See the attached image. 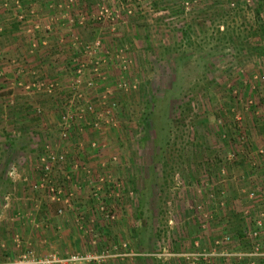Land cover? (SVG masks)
<instances>
[{"label": "rangeland", "instance_id": "obj_1", "mask_svg": "<svg viewBox=\"0 0 264 264\" xmlns=\"http://www.w3.org/2000/svg\"><path fill=\"white\" fill-rule=\"evenodd\" d=\"M55 1L0 0L23 55L56 25L26 20L41 2L75 13L59 77L0 62V264H264V0ZM48 145L79 186L62 214L33 187Z\"/></svg>", "mask_w": 264, "mask_h": 264}, {"label": "crops", "instance_id": "obj_2", "mask_svg": "<svg viewBox=\"0 0 264 264\" xmlns=\"http://www.w3.org/2000/svg\"><path fill=\"white\" fill-rule=\"evenodd\" d=\"M62 1L63 0H59V1L56 0L55 2H62ZM35 3L36 2L34 0L33 5H36ZM41 4L42 5H41V9L39 10V13L34 14V15H30L29 18L26 17V20L28 19L29 22H32V24H30V26H33V21H36L37 23H39L41 25L42 29H45V27L43 25H46V27H48V25H47L48 20L52 21V19L54 20L53 22H55L56 25L52 24L51 25L52 30H50L48 32H46L45 30L40 31V32L35 31L36 42H34V43L31 42V45L34 46L35 44H37L38 47L34 48L32 52L28 51L26 53V55H23L24 47L27 44H25L26 39L22 40V38L18 35V34H21V32H23V31H21V25H19L18 19H15V20L13 19V22H12V24L9 25V28L4 30L0 34V62L4 60L3 57H5V59H8V61H9L8 67H4V69H6L8 71V73H7L8 76H12V74H14L16 72L18 73V71L22 69L21 70V71H23L22 77L24 79L26 77H28V74H30V72H33L34 70L40 71L41 77L43 75L44 76H52V77L58 76L59 77V72H58L59 65L54 63V62H53V64H51V62L48 63V61H50L49 59H51V55L52 54L57 55L60 53L63 55L62 58L66 59V55H70L69 53L73 54V51H71V50L65 52L63 49H66V46H64V44L62 46H60L61 44H59L58 40H59V37H61V35H63V33H64L65 39L67 40L68 38H71V35L75 32V28L70 26V24H69L70 22L68 21L70 18V15H75V13L69 9L62 11V10H58L57 8H53L55 10L52 11L50 9L42 8L43 6H47V4H49V3L41 2ZM23 5L26 6V1ZM27 5H29V4H27ZM24 9H26V8H24ZM19 11H21V10H18V12ZM49 13H55V16L49 15ZM15 14H16V10L9 12L5 16L6 18H4V16H3V18L1 19V22H4L5 21L4 19L15 18L14 17ZM34 19H36V20H34ZM59 27H61V28L63 27V33L57 34V36H56L55 35V33H56L55 28L57 29ZM18 30L21 32L19 33ZM55 39H56L55 43L57 44V47L55 46V43L53 42ZM54 51H58V52L54 53ZM21 55L23 56L25 61L22 64V68L21 67L18 68L17 66L21 65V64H19V62L22 60L20 57ZM46 61H47V63H45ZM24 75L26 77H24ZM1 99H2V97L0 96V101H2ZM45 199L47 202L49 201V199L47 197ZM49 206H50V204H46L45 207L47 210L45 209L44 214L47 215L49 213L51 216L55 215L54 213L56 211L50 210L52 207H49ZM52 206H55V209H57L58 203L53 202ZM61 222L62 221L58 218V219H56V222L53 220H50L48 225L45 224L46 225L45 228H47V230H46L47 236H48V232H49L48 229L53 230L54 227H56V226H58V227H60V225L65 226L64 222L63 223H61ZM70 225H72V224H68V225L66 224V227L70 228ZM64 243H66V239L64 237H62V239L59 241L55 240V242L52 243L53 245H51V243L48 239V242L46 243L47 250L45 252H48L49 248H53V249L58 248V250H61V248L64 247ZM65 246H66V244H65ZM25 247H26V245H24V250H25Z\"/></svg>", "mask_w": 264, "mask_h": 264}, {"label": "built area", "instance_id": "obj_3", "mask_svg": "<svg viewBox=\"0 0 264 264\" xmlns=\"http://www.w3.org/2000/svg\"><path fill=\"white\" fill-rule=\"evenodd\" d=\"M62 135L64 137L67 136L68 131L62 130ZM50 145L46 146V150L48 153L42 156V172L43 175L40 180L33 185L34 188H40L47 192V195L53 202L58 203L57 213L62 214V212L66 209L67 206L70 205V197L74 194L72 188L79 187L78 184H74V186L69 187V185L76 179L75 176L68 173L59 179L61 175L56 174V171H61L67 164V155L65 152L55 153L51 149ZM71 168L76 169L78 166L74 161L68 162ZM85 172H89V170H85ZM99 180H102L101 178ZM107 217H111L114 219V214L106 215ZM260 224V223H259ZM256 235V232H254ZM92 256L89 254H71L64 258H57L55 255H48L42 258H37L33 256L31 252H24L15 264H76L80 262H87L90 260ZM228 264V263H225Z\"/></svg>", "mask_w": 264, "mask_h": 264}, {"label": "trees", "instance_id": "obj_4", "mask_svg": "<svg viewBox=\"0 0 264 264\" xmlns=\"http://www.w3.org/2000/svg\"><path fill=\"white\" fill-rule=\"evenodd\" d=\"M183 34H184L185 38L187 39L188 35H187V31L186 30H184Z\"/></svg>", "mask_w": 264, "mask_h": 264}]
</instances>
